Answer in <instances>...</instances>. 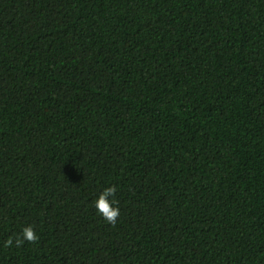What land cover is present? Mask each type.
Masks as SVG:
<instances>
[{
    "label": "trees",
    "instance_id": "16d2710c",
    "mask_svg": "<svg viewBox=\"0 0 264 264\" xmlns=\"http://www.w3.org/2000/svg\"><path fill=\"white\" fill-rule=\"evenodd\" d=\"M0 264H264V0H0Z\"/></svg>",
    "mask_w": 264,
    "mask_h": 264
},
{
    "label": "clouds",
    "instance_id": "9594fccd",
    "mask_svg": "<svg viewBox=\"0 0 264 264\" xmlns=\"http://www.w3.org/2000/svg\"><path fill=\"white\" fill-rule=\"evenodd\" d=\"M117 188L115 185L104 187L102 192L96 197L93 206L97 214L107 223L115 224L120 215V208L116 199ZM36 230L32 225L24 226L20 233L15 236V244L21 245L24 241L34 242L38 239ZM14 238L9 237L5 241V246H11Z\"/></svg>",
    "mask_w": 264,
    "mask_h": 264
}]
</instances>
